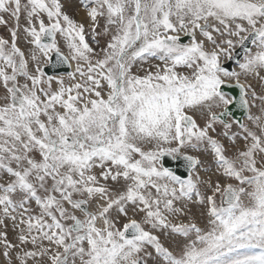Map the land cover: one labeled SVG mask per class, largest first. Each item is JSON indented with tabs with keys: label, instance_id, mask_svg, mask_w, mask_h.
Here are the masks:
<instances>
[{
	"label": "snow or ice",
	"instance_id": "snow-or-ice-1",
	"mask_svg": "<svg viewBox=\"0 0 264 264\" xmlns=\"http://www.w3.org/2000/svg\"><path fill=\"white\" fill-rule=\"evenodd\" d=\"M81 3L0 0V264H264V0Z\"/></svg>",
	"mask_w": 264,
	"mask_h": 264
},
{
	"label": "rangeland",
	"instance_id": "rangeland-1",
	"mask_svg": "<svg viewBox=\"0 0 264 264\" xmlns=\"http://www.w3.org/2000/svg\"><path fill=\"white\" fill-rule=\"evenodd\" d=\"M67 0H61V2L64 5V2ZM71 1H76V5L74 4V6H69V8H66L64 5V9L70 14L73 15L77 20H78V16H77V12H76V8H80L85 16L86 13V9L82 7V3L81 0H71ZM76 14H75V12ZM21 23L23 24V19L21 20ZM0 35L4 36L5 38H8V29L3 26L0 25ZM91 42V41H90ZM101 44L103 45V41H101ZM18 45L22 48V49H27L29 47V45L27 44L26 40L23 38V34H21V38L18 41ZM63 47V45H62ZM227 59L224 60V62ZM161 63L159 60L156 59H151L148 61L147 64H144V67L147 68L149 66V64L151 65H155V64H159ZM236 67V64L234 65V68ZM140 66L137 65L136 67H134V71L138 72V73H143L142 71L139 70ZM66 74V73H65ZM264 74V73H262ZM243 82V79H242ZM250 83L253 84L254 87L257 88V91H260V83L258 81H256L255 79H250L249 80ZM4 95V90L3 88H0V97H3ZM254 113L259 114L257 109H253L252 110ZM195 115H199V113H195ZM199 119H201L200 115H199ZM230 119V118H229ZM242 121L246 124H249V121L247 120L246 116L242 119ZM251 126V125H250ZM237 126L234 124L233 128L231 131L235 132L237 131ZM223 129L221 126L217 127V132H221L222 133ZM222 142L226 145V147L229 149V155H233V145L232 142L227 138V137H221ZM243 145V141L242 140H237L236 141V146L240 147ZM194 152V151H193ZM195 154L197 153V156H199V158L203 161V163L199 166V168L197 169V171L199 172V176L201 178L202 183L200 184V190L203 194H207L208 190L206 189L205 185L210 181L212 183H215L218 179L220 180V182L222 184H226V183H237L234 180H230L226 177H222L221 173H219L217 171V166L213 161V157L208 154V153H198V152H194ZM217 202L219 203V198L217 200ZM186 211L185 214L180 217V220L187 223L189 221L196 223L198 226L200 227H205L207 225L209 216L207 214V208L206 205L200 204L198 203V201L196 200L195 197H193V200L190 202H187L185 205ZM162 241L165 242V244L167 246H170L171 248L175 249L177 246V243H183V238H177V239H170V238H166L165 236H161Z\"/></svg>",
	"mask_w": 264,
	"mask_h": 264
},
{
	"label": "water",
	"instance_id": "water-1",
	"mask_svg": "<svg viewBox=\"0 0 264 264\" xmlns=\"http://www.w3.org/2000/svg\"><path fill=\"white\" fill-rule=\"evenodd\" d=\"M187 41V38H184V42ZM238 52H240V55L242 57L243 53L241 50L237 49ZM230 69L234 67V65L236 64L235 61H229L226 60L224 62ZM71 68H69L66 65H56L55 66V73L56 74H62V73H67L68 71H70ZM47 72L52 73L54 71L53 68H47L46 69ZM226 91H229L230 94L232 95H239V90L238 89H225ZM233 111L235 112V116L236 118H238L239 120H242L243 117H245V114L243 112L242 109H233ZM163 163L166 167L171 168L172 170H174L176 172L177 175H180L183 178H186L188 175V168H187V164L183 159H173L171 157H165L163 160Z\"/></svg>",
	"mask_w": 264,
	"mask_h": 264
},
{
	"label": "bare ground",
	"instance_id": "bare-ground-1",
	"mask_svg": "<svg viewBox=\"0 0 264 264\" xmlns=\"http://www.w3.org/2000/svg\"><path fill=\"white\" fill-rule=\"evenodd\" d=\"M74 4L76 5V1L67 0L64 2V5L66 8H69V6H74ZM76 12H77V16L79 17V19L85 18L84 13L80 8H76ZM73 67H74V65H73ZM71 71H72V68H71Z\"/></svg>",
	"mask_w": 264,
	"mask_h": 264
},
{
	"label": "crops",
	"instance_id": "crops-1",
	"mask_svg": "<svg viewBox=\"0 0 264 264\" xmlns=\"http://www.w3.org/2000/svg\"><path fill=\"white\" fill-rule=\"evenodd\" d=\"M74 12H75V10H74ZM75 14H76V12H75ZM85 19V18H84ZM78 20H83L82 18L81 19H79V17H78ZM133 70V72H136V71H134V69H132ZM181 71H186L185 69H181ZM139 74H141V75H143V73H139ZM196 118L202 123L203 121H202V119H199V115H196ZM190 154H192V155H197V153L195 154L194 152H191Z\"/></svg>",
	"mask_w": 264,
	"mask_h": 264
}]
</instances>
